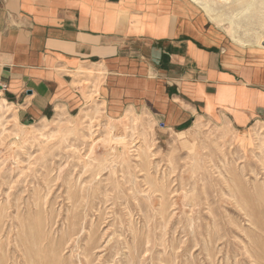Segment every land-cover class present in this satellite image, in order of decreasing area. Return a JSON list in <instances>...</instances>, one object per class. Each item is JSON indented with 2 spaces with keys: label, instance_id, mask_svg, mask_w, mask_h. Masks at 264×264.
<instances>
[{
  "label": "rangeland",
  "instance_id": "rangeland-1",
  "mask_svg": "<svg viewBox=\"0 0 264 264\" xmlns=\"http://www.w3.org/2000/svg\"><path fill=\"white\" fill-rule=\"evenodd\" d=\"M189 1L235 40L264 36V0ZM92 86L47 118L0 91V264H264V121L169 128Z\"/></svg>",
  "mask_w": 264,
  "mask_h": 264
},
{
  "label": "crops",
  "instance_id": "crops-1",
  "mask_svg": "<svg viewBox=\"0 0 264 264\" xmlns=\"http://www.w3.org/2000/svg\"><path fill=\"white\" fill-rule=\"evenodd\" d=\"M194 12L189 0H0V91L30 118L83 104L95 82L113 108L169 128L200 112L264 121V45Z\"/></svg>",
  "mask_w": 264,
  "mask_h": 264
},
{
  "label": "bare ground",
  "instance_id": "bare-ground-1",
  "mask_svg": "<svg viewBox=\"0 0 264 264\" xmlns=\"http://www.w3.org/2000/svg\"><path fill=\"white\" fill-rule=\"evenodd\" d=\"M228 1V0H227ZM259 38H260V35H259ZM264 41V36H262L261 38H260V40H258V42H259V44H262V42ZM71 241V240H70Z\"/></svg>",
  "mask_w": 264,
  "mask_h": 264
}]
</instances>
